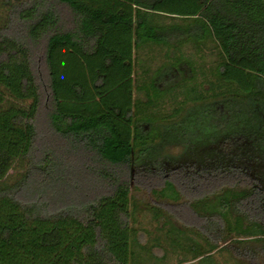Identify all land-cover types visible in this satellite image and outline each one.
I'll list each match as a JSON object with an SVG mask.
<instances>
[{"label": "trees", "instance_id": "trees-1", "mask_svg": "<svg viewBox=\"0 0 264 264\" xmlns=\"http://www.w3.org/2000/svg\"><path fill=\"white\" fill-rule=\"evenodd\" d=\"M221 103L238 150L170 152ZM0 264H264V0H0Z\"/></svg>", "mask_w": 264, "mask_h": 264}, {"label": "flooded vegetation", "instance_id": "flooded-vegetation-1", "mask_svg": "<svg viewBox=\"0 0 264 264\" xmlns=\"http://www.w3.org/2000/svg\"><path fill=\"white\" fill-rule=\"evenodd\" d=\"M190 68L186 65V64H179V66L173 67L171 66L170 68L166 69V71H164L162 74H159L157 76V80H158V84L161 87H165L170 85V83H172V81H177L180 80L183 75L187 76L189 75L190 72ZM234 104H236V101L233 102ZM219 106V107H218ZM217 107H215V110L213 108V112L207 114L204 113L203 116L201 117H207L206 120L208 122V119L212 118L213 121H217L220 120L222 121L224 124H226V127H221V128H213L212 132H210V134L208 133V130L211 128H204L203 132L201 134V137L204 139H207L210 141L207 149H211V151H215L218 150L219 152H221V154H229L231 152H234L238 147L237 144V139L236 136H238V131H236V123H238L239 120H237V115H238V109L236 108H230L228 107L227 109L225 108L224 103H221V105H218ZM216 109L220 110V118L216 115ZM191 112L190 110L188 111V113H186V115L182 118V120L184 121L183 123H187V122H191L193 121V123L196 124V122L200 121V117L197 118H192V116H190ZM197 119V120H196ZM182 123V124H183ZM194 124V130L191 128H187V129H180V134L183 137V140H187L186 142H182L179 144H176L175 147L180 149V152L175 153V156L181 154V153H187V155H189L190 159H196V158H200L202 160H206V158L209 155H203V152L201 154H198V148L196 146V144H192L188 142L187 137L191 136L194 133L198 134L199 129L203 128L200 127V125H195ZM183 127V126H182ZM215 131H217V133H215ZM219 135V138H215L216 136ZM186 137V138H185ZM185 138V139H184ZM208 141V142H209ZM183 143H186L183 146ZM194 145V146H192ZM182 149V150H181ZM185 155V154H184Z\"/></svg>", "mask_w": 264, "mask_h": 264}, {"label": "rangeland", "instance_id": "rangeland-1", "mask_svg": "<svg viewBox=\"0 0 264 264\" xmlns=\"http://www.w3.org/2000/svg\"><path fill=\"white\" fill-rule=\"evenodd\" d=\"M103 1L104 2H107V3H110V4L111 3L112 4L117 3V0H103ZM153 53L156 55V58H155L154 63H153V69H154V68L157 67V65H159L161 62H163V56H162L163 55V51L159 50L158 48H155L154 51H153ZM186 54L188 56H192V52H187ZM215 57L216 56L214 54L208 53V55H207L208 60H213V59H215ZM61 62L64 63V64H67V63L69 64L68 58L62 59ZM133 77H135V75H133ZM111 85H112V89H113L112 95L113 96H117V97H119L121 99H125V96H126V86H125V84L120 83V82L113 81ZM171 107L172 106H170V104L168 103L167 108H170L171 109ZM208 122L212 124V122H214V121H213L212 118H210V119H208ZM194 124L195 123H193V121L187 122L186 124L183 123V129L191 128V129L194 130ZM46 128H47V124H46V122L44 120V121H42V129L45 130ZM213 128L214 127H212V125H211V129L208 130V133L209 134H210V132H212V129ZM180 129H182V128H180ZM202 132H203V128L199 129L198 134L197 133H194L191 136H188L187 137L188 142L189 143H192V144H194V143L196 144V146L198 148V151H197L198 154H201L204 151L203 152V155H213V156H215V154L212 153L213 151H211V149H209V150L207 149L210 141L201 137ZM215 133H217V131H215ZM215 138L216 139L219 138V135L216 136ZM182 141L186 142L187 140H182ZM172 143H173V141H172ZM185 144L186 143H183V145H185ZM192 146H194V145H192ZM169 150L172 153H178V152H180V149L177 148V147H171ZM187 156L189 157V155H187ZM136 194H137L138 200H140L142 202L153 203V204H157L159 206L162 205L160 203H157L155 201V199L150 196L149 191H147L145 189L142 190V191H140V192H138V193H136ZM174 213L179 218V221L178 222H189V223L196 222V219L194 217L195 214L186 205L176 206V209H175V212ZM139 217H140V221L143 222L144 225H147L148 222H157V221H155L153 219L152 214L150 212L143 211V212H141V214L139 215Z\"/></svg>", "mask_w": 264, "mask_h": 264}]
</instances>
